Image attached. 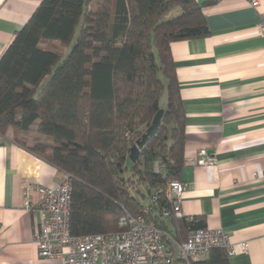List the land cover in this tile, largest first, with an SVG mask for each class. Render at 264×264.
<instances>
[{"label": "trees", "instance_id": "16d2710c", "mask_svg": "<svg viewBox=\"0 0 264 264\" xmlns=\"http://www.w3.org/2000/svg\"><path fill=\"white\" fill-rule=\"evenodd\" d=\"M204 6L197 0H41L0 55V134L13 128L17 144L71 176L72 235L120 231L122 216L145 208L168 230L164 188L179 179L185 138L170 43L208 36ZM52 40L60 46L40 45ZM160 108L157 132L131 162L130 147ZM32 128L46 141L24 139ZM167 218L178 242L204 227L197 216ZM228 258L214 247L190 264H230Z\"/></svg>", "mask_w": 264, "mask_h": 264}, {"label": "crops", "instance_id": "0c3cea01", "mask_svg": "<svg viewBox=\"0 0 264 264\" xmlns=\"http://www.w3.org/2000/svg\"><path fill=\"white\" fill-rule=\"evenodd\" d=\"M40 1L0 0V55ZM197 1L205 5L208 36L170 43L184 113L182 217H201L204 227L247 241L230 264H264V35L257 32L264 0L256 6ZM40 45L60 46L53 40ZM13 135L11 127L0 134V264H63L38 256L33 234L40 212L24 207L22 193L26 183L56 184L63 172ZM201 149L214 164L197 163ZM162 220L177 241L171 219Z\"/></svg>", "mask_w": 264, "mask_h": 264}, {"label": "built area", "instance_id": "2783aa9c", "mask_svg": "<svg viewBox=\"0 0 264 264\" xmlns=\"http://www.w3.org/2000/svg\"><path fill=\"white\" fill-rule=\"evenodd\" d=\"M249 2L253 6L258 4V0ZM257 32L264 35V23L257 26ZM197 163L214 164L215 158L201 149ZM154 166L162 167L159 162ZM184 190L185 184L179 179L166 183L164 194L171 206L162 211V218L171 214L182 217L180 202ZM22 193L24 207L40 212L33 238L42 259H60L63 264H171L177 259L180 264H190L214 247L224 248L228 256L243 253L248 247L247 241L233 242L231 235L221 228L190 230L184 241H175L167 229L147 217L148 208L142 214L122 216L120 231L72 235L69 227L71 176L66 172L52 186L26 183ZM168 242H173L174 247Z\"/></svg>", "mask_w": 264, "mask_h": 264}, {"label": "water", "instance_id": "95a60500", "mask_svg": "<svg viewBox=\"0 0 264 264\" xmlns=\"http://www.w3.org/2000/svg\"><path fill=\"white\" fill-rule=\"evenodd\" d=\"M87 1L88 0H84V3L86 4ZM162 114H163V109L162 108L158 109L157 112L154 114L150 124L147 126L145 132L141 135L140 139L136 140V142L130 147L128 153V159L131 162L135 161V159L138 157L140 148L144 145L147 138L153 136L157 132Z\"/></svg>", "mask_w": 264, "mask_h": 264}, {"label": "rangeland", "instance_id": "374dc122", "mask_svg": "<svg viewBox=\"0 0 264 264\" xmlns=\"http://www.w3.org/2000/svg\"><path fill=\"white\" fill-rule=\"evenodd\" d=\"M164 101H165V95L163 94L162 97H161V99H160V103L161 104H164L165 103ZM33 129L34 128H32V130L29 133H27V134L24 135V139H26L28 142H32V140L34 138L40 137L43 141H46V138L44 136L37 134ZM128 166L130 167V163L128 164ZM130 191L132 193H134V190L133 189H130Z\"/></svg>", "mask_w": 264, "mask_h": 264}]
</instances>
